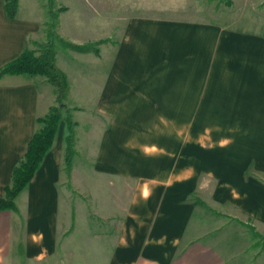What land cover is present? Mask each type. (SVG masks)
<instances>
[{
    "label": "crops",
    "instance_id": "1",
    "mask_svg": "<svg viewBox=\"0 0 264 264\" xmlns=\"http://www.w3.org/2000/svg\"><path fill=\"white\" fill-rule=\"evenodd\" d=\"M37 7L19 0L11 19L0 0V68L46 39ZM116 35L99 54L56 48L76 153L68 175L63 115L17 210L0 211V264H248V226L264 235V32L134 17ZM55 100L41 76L0 78V197Z\"/></svg>",
    "mask_w": 264,
    "mask_h": 264
},
{
    "label": "rangeland",
    "instance_id": "2",
    "mask_svg": "<svg viewBox=\"0 0 264 264\" xmlns=\"http://www.w3.org/2000/svg\"><path fill=\"white\" fill-rule=\"evenodd\" d=\"M29 1L22 0L26 7L38 4L37 16L45 17L48 21L47 0ZM231 2L232 4L228 5L226 0H55L53 10L56 12L62 7L68 8L66 10L68 12H59L56 27L59 35L60 32L93 33V37L98 34L103 37L102 39L111 37L108 41L116 39L119 30L134 17L204 20L234 28L256 29L264 32V0H231ZM44 41H47V37ZM57 47L69 53V50L60 42H57ZM30 48L39 49V46L34 45ZM105 54L107 55L106 51ZM78 104H83V102H78ZM66 115L64 112V116ZM79 198L75 193L74 207L75 202L80 201ZM85 222L86 217L80 212L76 218L79 230H83ZM248 235L247 238L251 239V232L248 231ZM255 241L253 246L246 247L245 238H242L240 243L242 246L236 259H248V264H264V241L259 238Z\"/></svg>",
    "mask_w": 264,
    "mask_h": 264
},
{
    "label": "trees",
    "instance_id": "3",
    "mask_svg": "<svg viewBox=\"0 0 264 264\" xmlns=\"http://www.w3.org/2000/svg\"><path fill=\"white\" fill-rule=\"evenodd\" d=\"M4 1L7 16L11 19L15 18L19 9V0ZM226 3L228 5L232 4L231 0H226ZM54 4L55 0H47L46 7L49 16L48 21L45 23L47 41L41 43L38 41L34 42V45H38L39 49L27 47L20 56L0 68V78L4 75L21 74L45 77L46 81L54 87L56 94L55 103L50 107L48 113L43 117L37 118L40 127L29 141L24 157L14 168L11 184L5 187L4 196L0 197V211L17 210L16 199L32 181L44 158L53 147L64 112L67 114L66 121L68 128L65 138L64 163L67 174H70L73 158L76 153V122L72 118V109L65 103L70 93V82L68 75L57 65V42H60L64 47L82 52L94 51L96 54H99V45L108 41V39H100L78 45L63 39L56 30L57 20L59 12L66 11L68 8L62 7L55 12L53 10ZM248 228L254 236L264 241V235L258 233L254 226L250 225Z\"/></svg>",
    "mask_w": 264,
    "mask_h": 264
}]
</instances>
